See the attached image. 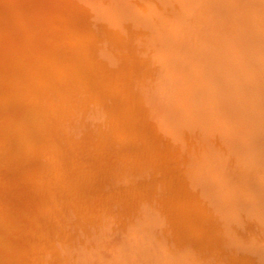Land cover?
<instances>
[{
  "label": "bare ground",
  "instance_id": "bare-ground-1",
  "mask_svg": "<svg viewBox=\"0 0 264 264\" xmlns=\"http://www.w3.org/2000/svg\"><path fill=\"white\" fill-rule=\"evenodd\" d=\"M132 1L0 54V264H264V0Z\"/></svg>",
  "mask_w": 264,
  "mask_h": 264
},
{
  "label": "water",
  "instance_id": "water-1",
  "mask_svg": "<svg viewBox=\"0 0 264 264\" xmlns=\"http://www.w3.org/2000/svg\"><path fill=\"white\" fill-rule=\"evenodd\" d=\"M131 13L132 0H0V54L25 60L58 39L121 27Z\"/></svg>",
  "mask_w": 264,
  "mask_h": 264
}]
</instances>
